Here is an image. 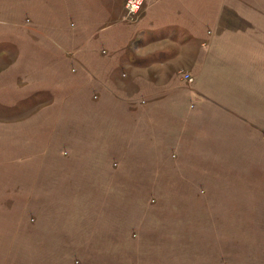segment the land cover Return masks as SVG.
Returning a JSON list of instances; mask_svg holds the SVG:
<instances>
[{
	"label": "crops",
	"instance_id": "0c3cea01",
	"mask_svg": "<svg viewBox=\"0 0 264 264\" xmlns=\"http://www.w3.org/2000/svg\"><path fill=\"white\" fill-rule=\"evenodd\" d=\"M124 3L0 0V26L9 13L22 31L0 29V43L35 44L0 49V105L42 107L0 136L30 130L14 146L41 155L26 164L50 204L35 233L126 251L108 264H264L249 236L264 235V0H144L132 20Z\"/></svg>",
	"mask_w": 264,
	"mask_h": 264
},
{
	"label": "rangeland",
	"instance_id": "374dc122",
	"mask_svg": "<svg viewBox=\"0 0 264 264\" xmlns=\"http://www.w3.org/2000/svg\"><path fill=\"white\" fill-rule=\"evenodd\" d=\"M126 3V0H125ZM124 3V10H125ZM144 5V2H143ZM142 5V7H143ZM142 10V8H141ZM21 12L23 15L24 23L27 26H31L32 23L29 22V11H14ZM40 19L44 22H47L49 18H51L47 9L40 10ZM141 11L138 13L140 14ZM126 17V19H124ZM136 17V16H134ZM124 20H132L133 17H129L124 14ZM4 19V18H3ZM32 19V18H31ZM13 20V17L8 13L6 18V23L0 26V29H4L7 31L6 33H10L5 35L4 38L12 39L14 37L13 33L21 32V30L10 27L7 24V21ZM33 20V19H32ZM69 20V19H68ZM7 26V27H6ZM12 33V34H11ZM30 28L28 27V31L24 27L23 35L30 38L31 37ZM37 33L33 31V34ZM34 36H39V34H34ZM15 43V42H14ZM47 46L46 43H40L41 46ZM32 45L34 43L27 44V42H23L22 44L11 43V42H3L0 43L1 50L9 51V54L15 56L17 52L16 50L23 49L32 50ZM18 54V53H17ZM12 58V57H11ZM18 59V58H17ZM5 60V61H2ZM8 59L1 58L0 61L5 63ZM16 60L13 59L11 64H7L9 67H14L16 64ZM187 74H183L185 76ZM15 74H9L8 77H14ZM190 76V75H189ZM25 79H23V83L25 81H29L31 79H41L39 75L25 74ZM6 86V85H4ZM28 98L32 97L30 94H26ZM30 100H25V103ZM35 101V100H32ZM38 107L40 110L41 106H31L30 102L25 105L18 106H1L0 105V136L6 135L9 136L12 133L18 132L19 123L21 118L27 117V114L31 113L32 110ZM7 124L6 126H3ZM1 128L3 130H1ZM36 133V131L34 132ZM31 141V133L30 130L27 133V139L24 140L22 138L19 139H8L2 138L0 139V264H108L107 260H113L112 253H117V257L121 258L122 253H126V251H111V250H96V249H57L53 247L52 240L47 239L46 235H39L35 233L36 228L42 230L44 225L41 222H38V218L36 212L43 206L47 208L48 204L46 201L35 200L36 193L32 194V188L37 187L34 184V181H38V177L32 176V170H30L28 165L33 157L36 159L41 155L31 153L28 144L25 146L24 150H20L15 148L13 141ZM44 156V154H42ZM32 158V159H31ZM22 165V168H21ZM40 181V180H39ZM46 187V186H43ZM43 187H39L42 189ZM39 192V189L37 190ZM33 192H36L33 189ZM38 194V193H37ZM60 209H67L65 212L70 209L68 206L64 207V203L60 202ZM153 201H150V206L148 203H140L141 207L145 209H151L152 205H154ZM50 205V204H49ZM157 209V207L152 208ZM158 210V209H157ZM142 208L138 210H133L132 216L135 217V222L138 223V226H142L147 214L142 213ZM50 212L57 213L53 209ZM153 214H156L153 212ZM35 233V234H34ZM62 238L58 239V241H72L79 242L82 241L79 237H73L68 234H61ZM68 235V236H65ZM59 236V235H58ZM92 236V235H91ZM89 235H82L81 237L90 238ZM250 241L254 246L255 240L259 243H263L264 245V235H249ZM129 237L131 241L134 243L139 241V235L136 231H131L129 233ZM257 237V239H256ZM259 237V238H258ZM47 239V240H46ZM38 242H43L42 244H37ZM49 244V245H47ZM257 252V251H256ZM260 252V251H259ZM264 252V250H263ZM249 255L255 256V250L247 251V256ZM260 261L264 263V257L259 256Z\"/></svg>",
	"mask_w": 264,
	"mask_h": 264
},
{
	"label": "built area",
	"instance_id": "2783aa9c",
	"mask_svg": "<svg viewBox=\"0 0 264 264\" xmlns=\"http://www.w3.org/2000/svg\"><path fill=\"white\" fill-rule=\"evenodd\" d=\"M144 0H126L125 3V10L126 14L129 17H134L138 15V13L141 11L142 5H143ZM185 80L188 82H192V77L189 76L188 74L183 76Z\"/></svg>",
	"mask_w": 264,
	"mask_h": 264
}]
</instances>
